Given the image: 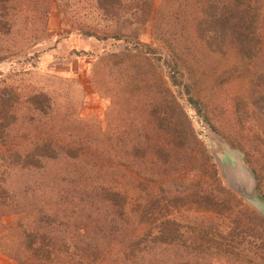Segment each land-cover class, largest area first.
<instances>
[{"label":"rangeland","instance_id":"374dc122","mask_svg":"<svg viewBox=\"0 0 264 264\" xmlns=\"http://www.w3.org/2000/svg\"><path fill=\"white\" fill-rule=\"evenodd\" d=\"M64 2L74 10L66 13L72 23L93 18L81 10L92 0H29L24 6L16 0L18 13L6 12L11 28L0 32V98L14 102L10 114L15 121L8 128L14 149H30L53 127V136L87 149L80 160L59 155L49 163L55 175L119 182L136 197L151 195L164 203L184 199L197 186L194 169L178 170L186 160L180 150L175 155L167 145L170 160L156 152L153 145L167 139L155 137L153 116L179 122L189 137L186 146L197 158L195 142L204 147L223 187L215 158L227 153L225 145L250 170L243 152L264 165V145L253 140L254 134L264 140V0H154L152 29L142 38L158 46L153 55H144L132 40H95L71 32L75 28L61 23ZM225 10L226 25L204 29L211 13L219 12L220 19ZM241 17L245 24L239 28ZM168 48L185 56L192 95L201 102L207 122L193 112L183 89L169 84L164 65ZM8 89L9 95L2 93ZM38 93L50 99L44 114L32 111L30 98ZM147 143L153 147L134 160L132 147L146 148ZM29 175L14 170L10 181ZM133 179L142 183L134 188ZM177 206L170 214L186 238L188 228L200 222L215 225L222 236L230 232L225 217ZM16 220L0 218L4 226ZM2 244L0 240V257L19 264L2 253ZM190 258L193 264H246L221 253ZM250 264L262 263L254 258Z\"/></svg>","mask_w":264,"mask_h":264},{"label":"trees","instance_id":"16d2710c","mask_svg":"<svg viewBox=\"0 0 264 264\" xmlns=\"http://www.w3.org/2000/svg\"><path fill=\"white\" fill-rule=\"evenodd\" d=\"M20 1L24 6L29 0ZM153 1L92 0L90 7L81 10L93 18L78 23L66 17L68 10L70 13L74 10L64 2L61 23L75 28L71 32L84 38L132 40L144 55H153L159 51L158 46L142 41L151 28ZM15 3L16 0H0V32L11 28L6 12L10 9L17 14ZM211 9L216 8L211 6ZM228 15L229 11L225 10L219 19V12L211 13L212 17L203 22L204 29H209V24L226 25ZM240 21L239 28L245 24L244 18ZM164 65L169 84L183 89L193 112L207 122L201 102L192 95L193 84L187 76L185 56L168 48ZM2 93L9 95L10 89ZM30 103L34 113L44 114L50 107V99L44 93L31 96ZM13 104L4 95L0 98V218L17 219L8 226L0 222V240L2 253L11 260L19 264H193L191 256L221 253L236 261L243 258L246 264L254 258L264 264V218L222 186L210 156L200 143L195 142L198 158L188 150L189 137L171 116L151 117L157 132L152 131L155 137L167 139L153 146L169 160L173 155L168 153L167 145H172L175 155L180 150L186 160L178 170L194 169L197 187L193 185V191L184 199L179 197L164 203L151 195L136 197L119 182L108 184L105 180L81 181L55 175L49 163L59 155L80 160L87 149L79 142L53 136V127L43 137H37L30 149H14L8 131L15 121V116L10 114ZM193 135L192 132L190 137L195 140ZM253 140L264 145L257 134ZM153 146L147 143L146 148L145 145L141 149H137L141 146L132 147L133 159ZM243 154L258 182V191L264 195V165L250 161L248 153ZM14 170L32 176L12 182L10 176ZM141 183L133 179L134 188ZM177 205L229 219L230 232L222 236L215 225L200 222L188 228L190 236L184 237L182 224L170 214ZM166 253L171 256H164Z\"/></svg>","mask_w":264,"mask_h":264},{"label":"water","instance_id":"95a60500","mask_svg":"<svg viewBox=\"0 0 264 264\" xmlns=\"http://www.w3.org/2000/svg\"><path fill=\"white\" fill-rule=\"evenodd\" d=\"M225 148L227 153L215 158L224 188L264 218V195L258 191L253 172L245 166L238 152L227 145Z\"/></svg>","mask_w":264,"mask_h":264},{"label":"crops","instance_id":"0c3cea01","mask_svg":"<svg viewBox=\"0 0 264 264\" xmlns=\"http://www.w3.org/2000/svg\"><path fill=\"white\" fill-rule=\"evenodd\" d=\"M0 264H15V263H12L3 257H0Z\"/></svg>","mask_w":264,"mask_h":264}]
</instances>
